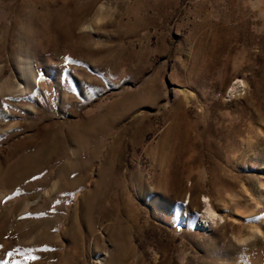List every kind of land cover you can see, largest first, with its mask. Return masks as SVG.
I'll return each instance as SVG.
<instances>
[{
	"label": "rangeland",
	"instance_id": "rangeland-1",
	"mask_svg": "<svg viewBox=\"0 0 264 264\" xmlns=\"http://www.w3.org/2000/svg\"><path fill=\"white\" fill-rule=\"evenodd\" d=\"M0 264H264V0H0Z\"/></svg>",
	"mask_w": 264,
	"mask_h": 264
},
{
	"label": "bare ground",
	"instance_id": "bare-ground-1",
	"mask_svg": "<svg viewBox=\"0 0 264 264\" xmlns=\"http://www.w3.org/2000/svg\"><path fill=\"white\" fill-rule=\"evenodd\" d=\"M236 88L233 86L231 88V90L229 91V96H233L235 94V91ZM204 213H203V218L200 219V221L202 220H208V222L210 223L209 225H211V223H214V220L216 218L215 216V213H214V210L211 209V207L208 205V202H205L204 203ZM187 217V213H186V210H184L182 213H181V220L183 221L185 218Z\"/></svg>",
	"mask_w": 264,
	"mask_h": 264
},
{
	"label": "snow or ice",
	"instance_id": "snow-or-ice-1",
	"mask_svg": "<svg viewBox=\"0 0 264 264\" xmlns=\"http://www.w3.org/2000/svg\"><path fill=\"white\" fill-rule=\"evenodd\" d=\"M181 211V209L180 208H177V212H180Z\"/></svg>",
	"mask_w": 264,
	"mask_h": 264
}]
</instances>
